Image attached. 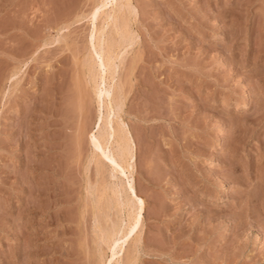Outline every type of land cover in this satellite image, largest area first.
I'll return each instance as SVG.
<instances>
[{"label":"rangeland","instance_id":"374dc122","mask_svg":"<svg viewBox=\"0 0 264 264\" xmlns=\"http://www.w3.org/2000/svg\"><path fill=\"white\" fill-rule=\"evenodd\" d=\"M99 1L0 0V264H104L97 224L118 220L99 191L119 179L144 211L117 260L264 264V0H130L111 117L133 138L131 180L92 160Z\"/></svg>","mask_w":264,"mask_h":264},{"label":"bare ground","instance_id":"6f19581e","mask_svg":"<svg viewBox=\"0 0 264 264\" xmlns=\"http://www.w3.org/2000/svg\"><path fill=\"white\" fill-rule=\"evenodd\" d=\"M110 1L111 0H100L89 16L91 23L89 49L88 55H86L87 57L85 56L86 60L83 65L88 81L87 83L92 87L91 90L94 92L96 103L99 108L101 106L104 108V111H100V114L96 119L95 125L97 127V134L94 135L91 140L92 145L94 146L92 160H98V158L104 162L105 159L108 160L110 165L107 166H110L111 168L110 174L113 179H116L118 174L127 173L129 174V179L131 180V176H133L132 172L135 169V145L132 140L133 138L120 118L121 115H117L116 118L113 119L111 117V113H114L116 110L117 114L118 111H123L121 108L123 107L122 105L125 101V97L121 86L114 83L113 79L117 69L115 66L117 65L115 64V60L122 58V51L125 50L126 52V48L131 46V42L132 45L134 42L133 40L135 38V34H133V32L131 33L127 22V14L128 16H131L133 9H131L130 0H114L115 3L113 4ZM97 19H99L100 23H98L99 21L95 22ZM100 152L103 154L101 153V155ZM99 165H101V163H99ZM119 180L121 182L119 181L118 183L117 181L118 185H115V182V184H113L112 180L108 186L106 185L107 183H105L106 186L103 184L105 186L104 188L102 187L103 185L101 186L100 184L103 188H101L102 192L99 191L100 188H98L100 195H103L104 193L103 196H105L109 192L111 193V196H114L112 201H108H111L109 204L111 203L112 206L114 204L115 211H118H116V219L118 220L117 223L115 221V223L109 225V228L106 227V229L105 226H102L100 221L98 222L99 224H97L98 226L100 225L99 227L101 229H99L101 232V243L102 245L104 244L105 247L107 246L106 248L110 251V255L108 257L104 256L102 259L104 264H111L112 262L114 264H130L136 262L134 254H137V252L134 247V252H129L130 256L134 255V261L129 255L128 258H131L129 259V263L128 258L126 259L127 263L121 262L116 258L123 251L129 238L132 237L133 233L136 232V229L139 227V220L144 211V202L139 199L132 183L129 187H127L122 179ZM111 196L108 195L105 197H110L109 199H111ZM101 197L99 198L101 199ZM113 199L116 200L115 203ZM110 210L112 209L110 208ZM107 220H109V222L110 220L113 222L112 219L107 218ZM102 227L104 229H102ZM139 232L141 234V231ZM137 237L138 235L136 236V239L139 241V237ZM135 244L133 245L136 246Z\"/></svg>","mask_w":264,"mask_h":264}]
</instances>
